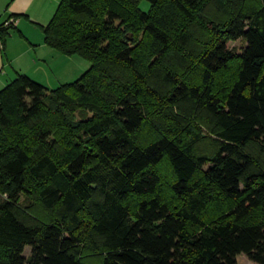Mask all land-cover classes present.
<instances>
[{
	"label": "trees",
	"instance_id": "16d2710c",
	"mask_svg": "<svg viewBox=\"0 0 264 264\" xmlns=\"http://www.w3.org/2000/svg\"><path fill=\"white\" fill-rule=\"evenodd\" d=\"M142 1L62 0L89 70L0 91V264H264V0Z\"/></svg>",
	"mask_w": 264,
	"mask_h": 264
},
{
	"label": "rangeland",
	"instance_id": "374dc122",
	"mask_svg": "<svg viewBox=\"0 0 264 264\" xmlns=\"http://www.w3.org/2000/svg\"><path fill=\"white\" fill-rule=\"evenodd\" d=\"M62 0H39L32 3L27 16H21L11 30L6 44L9 53L15 58L14 69L28 75L34 81L53 91L61 85L73 83L89 70L91 64L80 56H66L45 44L40 25H47L56 13ZM141 8L146 12L150 3L143 0ZM246 43L243 40L230 42L229 47L235 53H241ZM15 76V77H14ZM14 79L17 77L13 75ZM14 79H7L10 83ZM78 118L85 117L80 112ZM31 248L27 247L24 256L29 257ZM237 264H256L245 255H239Z\"/></svg>",
	"mask_w": 264,
	"mask_h": 264
},
{
	"label": "crops",
	"instance_id": "0c3cea01",
	"mask_svg": "<svg viewBox=\"0 0 264 264\" xmlns=\"http://www.w3.org/2000/svg\"><path fill=\"white\" fill-rule=\"evenodd\" d=\"M36 1L39 0H0V24L7 21L12 15L27 16L28 12L31 11L32 3ZM17 20L11 18L10 22L15 26ZM14 63L15 58L9 53V45L6 44L5 49H3L0 44V91L9 84L7 79H14L15 76L13 77V75L17 76L20 73L15 71Z\"/></svg>",
	"mask_w": 264,
	"mask_h": 264
}]
</instances>
